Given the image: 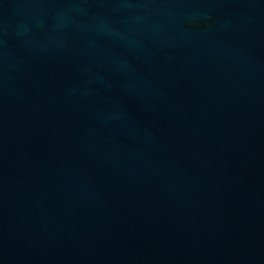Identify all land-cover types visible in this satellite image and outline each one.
I'll list each match as a JSON object with an SVG mask.
<instances>
[{"label": "water", "instance_id": "water-1", "mask_svg": "<svg viewBox=\"0 0 264 264\" xmlns=\"http://www.w3.org/2000/svg\"><path fill=\"white\" fill-rule=\"evenodd\" d=\"M0 264H264V0H0Z\"/></svg>", "mask_w": 264, "mask_h": 264}]
</instances>
